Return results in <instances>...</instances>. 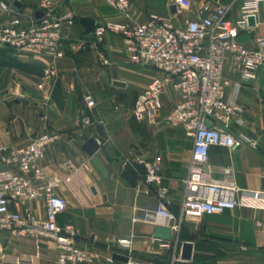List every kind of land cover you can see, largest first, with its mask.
I'll return each instance as SVG.
<instances>
[{"label": "crops", "instance_id": "obj_1", "mask_svg": "<svg viewBox=\"0 0 264 264\" xmlns=\"http://www.w3.org/2000/svg\"><path fill=\"white\" fill-rule=\"evenodd\" d=\"M64 11L75 14L72 33L78 38L94 40L93 29L87 32L82 18H91L95 25L106 20H122L120 13L106 0H56ZM199 1V0H193ZM202 1V0H201ZM228 4L234 0H212ZM23 20L41 10L40 0H20ZM174 0H131V21L145 22L151 13L170 16L177 23L189 12L174 14ZM243 1L232 6L228 17L237 21ZM36 17V16H35ZM5 15H0V20ZM95 27V26H94ZM253 30L243 31L239 40L253 43ZM255 34H264V8L261 23ZM6 59V60H5ZM106 60V61H105ZM51 59L31 51L0 49V144H24L45 131L57 130L61 139L50 144L43 161L45 170L66 176L70 170L64 165L72 160L79 172L58 193L69 203L66 212L57 218L59 225H74L79 245L93 243L102 248L101 257L85 264H126L107 260L118 248V237H129L135 255L151 264H170L173 249L164 246L165 240L154 237L157 227L171 228L172 222L158 217L153 222L140 220L146 208L155 207L163 200L168 208L179 212L184 196L182 180L188 171L193 141L179 127H155L140 124L132 115L136 98L159 73L151 66L132 64L120 36L107 34L97 49H68L66 56L57 60V75L44 78V70ZM230 75L228 65L225 70ZM237 78V75L233 76ZM122 81L125 86L115 84ZM43 82V88L38 84ZM233 89H228V96ZM92 95L95 106L87 110L85 95ZM165 109L175 103V95H164ZM240 103L244 106V124L233 123V132L243 131L252 137L255 145L238 148L212 146L209 157L213 166H228L234 178L225 179L223 172L213 170L211 176L218 184L237 185L250 190H262L264 179V68L257 70L253 80L246 81ZM92 123H83L84 116ZM102 124L108 138L98 134ZM96 137L100 148L92 155L84 145ZM156 155L163 158L162 180L157 192H136L122 175L127 162H146ZM1 166V163H0ZM166 193L161 196V190ZM194 193L205 198L232 196L225 190L214 193L198 188ZM29 205L40 217L45 215L38 201ZM185 241L194 243L191 260L176 264H264V208L238 207L223 213L202 217L189 216L179 234V252ZM41 258L39 264H48L56 256L55 243L47 238L38 240ZM37 249V242L22 235L0 231V264H27Z\"/></svg>", "mask_w": 264, "mask_h": 264}, {"label": "built area", "instance_id": "obj_2", "mask_svg": "<svg viewBox=\"0 0 264 264\" xmlns=\"http://www.w3.org/2000/svg\"><path fill=\"white\" fill-rule=\"evenodd\" d=\"M16 1L20 0H0V15H5V19L0 20V49L48 56L51 61L44 70V78L57 75V60L65 57L68 49H97L107 34L122 38L132 64L151 66L159 73L139 92L132 115L140 124L182 128L192 139L193 148L187 174L182 180L184 196L179 212H174L161 200L136 218L153 222L164 217L172 222V238L164 242L166 248L173 249L170 264L181 259L179 234L187 217L223 213L238 207L264 208V191L218 184L211 176L213 170L223 172L228 181L234 178L233 170L228 166L211 165L209 157L212 146L255 145L252 137L243 131L233 132L231 125L245 123L241 92L246 81L256 77L258 68H264V34H255L261 23L264 0H242V13L235 22L228 14L238 0L228 4L212 0H174V14L189 12L181 23L154 12L145 22H133L131 0H106L123 19L97 23L93 29L94 40L78 38L72 33L75 14L62 10L56 0H40L44 16H31L27 22ZM251 16L255 18V26L250 25ZM252 30L251 45L239 40L241 32ZM227 65L230 75L225 72ZM38 85L43 88V82ZM229 88L233 89L230 97ZM169 92L175 95V103L167 110L164 95ZM84 104L87 110L95 106L92 95H85ZM83 123L91 124L90 116H84ZM60 139L61 133L53 130L42 132L24 144H0V231L28 236L37 242V249L29 256L27 264H39L40 238L55 243L57 256L48 264L92 263L102 254V248L96 244H78L73 224L61 226L57 221L69 207L68 200L58 189L80 170L70 159L64 164L70 170L66 176L45 170L46 149ZM145 166V175L135 185L138 194L151 192L153 186L159 188L161 184L162 156L156 155L146 161ZM198 188L214 193L228 190L232 196L205 198L194 193ZM160 190L164 196L166 190ZM33 201L43 205V217L29 205ZM117 245L128 257L126 264H151L135 255L131 238L118 237ZM114 253L107 257L108 261H114Z\"/></svg>", "mask_w": 264, "mask_h": 264}, {"label": "water", "instance_id": "obj_3", "mask_svg": "<svg viewBox=\"0 0 264 264\" xmlns=\"http://www.w3.org/2000/svg\"><path fill=\"white\" fill-rule=\"evenodd\" d=\"M15 4L17 6H21V4L17 1L15 2ZM35 16L36 18L44 16V12L42 10H39L36 12ZM82 23L87 32H91L95 26V21L91 18H82ZM255 24H256L255 18L251 16L250 25L255 26ZM115 84L119 86H125V83L122 81H115ZM96 127H97L98 134L101 137L108 138V135L104 131V127L102 124L99 123L97 124ZM84 148L88 152V154L92 155L100 148V143L98 142L96 137L92 136L87 140V142L84 145ZM145 173H146L145 162L141 160H133L125 164L122 175L130 184L135 185L137 181L145 175ZM263 189H264V179H263ZM152 190L154 192H157L158 188L156 186H153ZM153 236L157 238H162V239H171L172 230L169 227L168 228L157 227L154 231ZM193 248H194L193 242L191 241L183 242L182 256H181L183 260H191L193 258ZM114 258L116 260H120L124 262L128 261V257L120 253H114Z\"/></svg>", "mask_w": 264, "mask_h": 264}, {"label": "rangeland", "instance_id": "obj_4", "mask_svg": "<svg viewBox=\"0 0 264 264\" xmlns=\"http://www.w3.org/2000/svg\"><path fill=\"white\" fill-rule=\"evenodd\" d=\"M6 60V59H5Z\"/></svg>", "mask_w": 264, "mask_h": 264}, {"label": "trees", "instance_id": "obj_5", "mask_svg": "<svg viewBox=\"0 0 264 264\" xmlns=\"http://www.w3.org/2000/svg\"><path fill=\"white\" fill-rule=\"evenodd\" d=\"M9 49V48H8Z\"/></svg>", "mask_w": 264, "mask_h": 264}]
</instances>
